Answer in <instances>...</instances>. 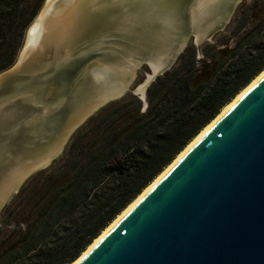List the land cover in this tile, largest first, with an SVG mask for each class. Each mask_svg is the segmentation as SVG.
I'll use <instances>...</instances> for the list:
<instances>
[{
  "label": "water",
  "instance_id": "water-1",
  "mask_svg": "<svg viewBox=\"0 0 264 264\" xmlns=\"http://www.w3.org/2000/svg\"><path fill=\"white\" fill-rule=\"evenodd\" d=\"M242 1L45 0L14 65L0 72V212L89 118L130 91L137 68L149 71L132 92L144 97L189 42L200 57ZM36 23L41 34L27 46ZM76 264H264V74Z\"/></svg>",
  "mask_w": 264,
  "mask_h": 264
},
{
  "label": "trees",
  "instance_id": "trees-1",
  "mask_svg": "<svg viewBox=\"0 0 264 264\" xmlns=\"http://www.w3.org/2000/svg\"><path fill=\"white\" fill-rule=\"evenodd\" d=\"M26 0H0V72L14 61ZM185 47L146 91L101 108L65 152L25 181L0 215V264H71L129 203L264 69V0ZM21 32V31H20Z\"/></svg>",
  "mask_w": 264,
  "mask_h": 264
},
{
  "label": "rangeland",
  "instance_id": "rangeland-1",
  "mask_svg": "<svg viewBox=\"0 0 264 264\" xmlns=\"http://www.w3.org/2000/svg\"><path fill=\"white\" fill-rule=\"evenodd\" d=\"M27 2V4H26V6L25 7H23V9L21 10L22 11V18L24 19V18H26V17H28L29 15H30V12L32 11V9H33V7H34V5L36 4V2H38V1H40V0H26ZM253 1L254 0H246V3L245 4H252L253 3ZM44 2H45V0H41V5H40V7H39V9L37 10V12H36V14L34 15V17L33 18H31V20H30V22L23 28V29H20V31L18 32V33H20L19 34V36L17 35V41H19V45H18V48H17V52H16V55H15V58H14V61H13V63L9 66V67H11V66H13L14 65V63H15V61L17 60V58H18V55H19V53H20V51H21V49H22V47H23V42H24V39H25V35H26V33H27V30H28V28H29V26L31 25V23L35 20V18L39 15V13L41 12V10H42V8H43V5H44ZM238 7V6H237ZM235 11H236V9H235ZM235 11H234V13H233V15L231 16V18H230V21H229V23L231 22V20L234 18V14H235ZM228 23V24H229ZM227 24V25H228ZM39 23L37 24V26H36V28L34 29V31L32 32V34H31V36L32 37H34V41L33 42H31L32 44H33V46L35 45V41H36V38H37V36H39L40 34H41V30L38 32V28H39ZM227 25H226V27H227ZM225 27V28H226ZM42 29V28H41ZM167 33V32H166ZM166 37V36H165ZM170 40V39H169ZM171 41V40H170ZM212 41V40H211ZM204 43V42H203ZM202 44V43H201ZM169 52H170V50H168V48H165V50L163 51V55L164 56H168L169 55ZM179 57V56H178ZM174 65V64H173ZM8 67V68H9ZM7 68V69H8ZM147 73H149V71H148V68H147V66L146 65H142V66H140L139 68H137L136 69V76H135V79H134V81L130 84V87H129V89H130V91H128V92H133L134 90H135V88L138 86V85H140L142 82H143V80H144V78H145V74H147ZM152 83V82H151ZM151 83L148 85V87L151 85ZM148 87L145 89V92H144V97L142 96V94L140 95V94H134L137 98H139L140 100H141V103H142V110H145L146 109V107H147V101H146V91H147V89H148ZM127 92V93H128ZM126 93V94H127ZM125 96V95H124ZM109 104V103H108ZM106 106V105H105ZM104 106V107H105ZM100 110V109H99ZM98 110V111H99ZM97 111V112H98ZM96 112V113H97ZM65 150H66V148H65ZM65 150H64V152H65ZM63 152V153H64ZM63 154H61L60 156H62ZM59 156V157H60ZM58 157V158H59ZM57 158V159H58ZM54 162V161H53ZM52 162V163H53ZM51 163V164H52ZM50 164V165H51ZM48 168V167H47ZM163 171V170H162ZM161 171V172H162ZM160 172V173H161ZM159 173V174H160ZM29 179V178H28ZM153 181V180H152ZM151 181V182H152ZM25 183V182H24ZM150 184V183H149ZM23 186V185H22ZM21 186V187H22ZM148 186V185H147ZM146 186V187H147ZM145 187V188H146ZM143 191V190H142ZM15 194H13L12 196H11V198L6 202V204H5V206L10 202V200L13 198V196H14ZM130 204V203H129ZM4 206V207H5ZM3 207V208H4ZM3 210V209H2ZM2 210H1V212H2ZM1 212H0V215H1ZM102 232V231H101Z\"/></svg>",
  "mask_w": 264,
  "mask_h": 264
},
{
  "label": "bare ground",
  "instance_id": "bare-ground-1",
  "mask_svg": "<svg viewBox=\"0 0 264 264\" xmlns=\"http://www.w3.org/2000/svg\"><path fill=\"white\" fill-rule=\"evenodd\" d=\"M38 23H36L35 25H33L29 31V35L27 38V46H33V44L31 42L34 41V37L31 36L32 32L34 31V29L36 28ZM173 44H177L176 42H174ZM178 45V44H177ZM180 45V44H179ZM171 52V50H170ZM169 52V54H170ZM264 74V69L263 71H261V73H259L246 87H244L226 106L223 107V109L221 110V112H219V114H217V116L212 119L202 130L201 132L195 136V138L176 156V158L173 159V161L166 166V168H164V170L125 208L123 209V211L117 215V217L87 246V248L79 255V257H77L71 264H76L80 258L84 255L85 251L88 250L92 244H94L109 228L110 226L122 215L124 214L131 206L132 204L137 201L146 191L147 189L153 184V182L177 159V157L219 116L221 115L224 111H226L240 96L243 92H245L251 85H253L262 75Z\"/></svg>",
  "mask_w": 264,
  "mask_h": 264
}]
</instances>
